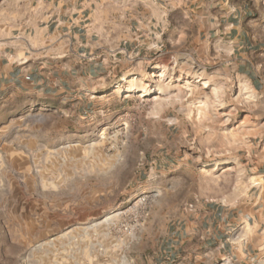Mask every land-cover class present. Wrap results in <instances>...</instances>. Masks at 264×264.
I'll return each mask as SVG.
<instances>
[{"label": "rangeland", "instance_id": "obj_1", "mask_svg": "<svg viewBox=\"0 0 264 264\" xmlns=\"http://www.w3.org/2000/svg\"><path fill=\"white\" fill-rule=\"evenodd\" d=\"M92 5L109 9L0 0V43L38 60L46 24L80 34ZM174 46L119 66L88 55L64 90L0 102V264H264L216 212L264 184V91L219 37Z\"/></svg>", "mask_w": 264, "mask_h": 264}, {"label": "crops", "instance_id": "obj_2", "mask_svg": "<svg viewBox=\"0 0 264 264\" xmlns=\"http://www.w3.org/2000/svg\"><path fill=\"white\" fill-rule=\"evenodd\" d=\"M107 3V12L100 5L90 6L92 13L84 17L88 21L80 34L74 26L62 28L59 19L57 24L47 23L42 30L46 35L40 52L42 58L38 60H32L15 39L0 43V102L14 95H43L55 87L64 90L69 76L84 78L86 72L79 67L84 66L82 62L88 55L90 68L107 63L119 66L133 54L153 49L160 55L178 51L175 44L197 34L205 36L206 43L212 37L225 42L233 56L231 60L242 72L250 68L252 83L264 91V0H107ZM89 73L92 74L91 69ZM258 177L264 178V172ZM258 191L257 197L238 203L237 208H216L221 227L230 235L236 231L243 250L249 243L264 244V184ZM187 225L194 224L190 221ZM243 255L244 260L260 257L255 251H244Z\"/></svg>", "mask_w": 264, "mask_h": 264}, {"label": "bare ground", "instance_id": "obj_3", "mask_svg": "<svg viewBox=\"0 0 264 264\" xmlns=\"http://www.w3.org/2000/svg\"><path fill=\"white\" fill-rule=\"evenodd\" d=\"M163 75V73H159V74H157V76H162ZM143 81V79H138V82H142ZM150 94H152L151 93V89H148V88H144L143 90H142V93H141V95H139L140 97H146V96H148V95H150Z\"/></svg>", "mask_w": 264, "mask_h": 264}]
</instances>
